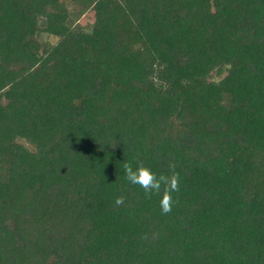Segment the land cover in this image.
<instances>
[{
  "label": "trees",
  "instance_id": "16d2710c",
  "mask_svg": "<svg viewBox=\"0 0 264 264\" xmlns=\"http://www.w3.org/2000/svg\"><path fill=\"white\" fill-rule=\"evenodd\" d=\"M0 264H264V0H0Z\"/></svg>",
  "mask_w": 264,
  "mask_h": 264
},
{
  "label": "clouds",
  "instance_id": "9594fccd",
  "mask_svg": "<svg viewBox=\"0 0 264 264\" xmlns=\"http://www.w3.org/2000/svg\"><path fill=\"white\" fill-rule=\"evenodd\" d=\"M123 167L127 181L143 189L147 198H150L154 193H162V198L159 201L162 214L172 211L174 203L172 193L180 190V177L179 173L175 171L177 165L174 161H170L168 164L170 174L157 175L142 161L137 162L135 169L132 163H124ZM124 200L123 196H118L115 203L119 206L124 203Z\"/></svg>",
  "mask_w": 264,
  "mask_h": 264
},
{
  "label": "rangeland",
  "instance_id": "374dc122",
  "mask_svg": "<svg viewBox=\"0 0 264 264\" xmlns=\"http://www.w3.org/2000/svg\"><path fill=\"white\" fill-rule=\"evenodd\" d=\"M92 11H88L86 12V14L80 19V23L82 25H89L92 21ZM46 42H47V47L51 46V44H53L57 38L53 37V36H46L45 38ZM221 77V75L219 74H213L210 78V80H217Z\"/></svg>",
  "mask_w": 264,
  "mask_h": 264
}]
</instances>
